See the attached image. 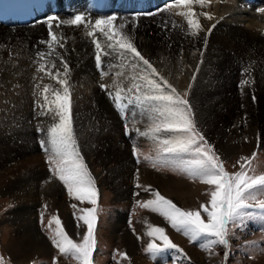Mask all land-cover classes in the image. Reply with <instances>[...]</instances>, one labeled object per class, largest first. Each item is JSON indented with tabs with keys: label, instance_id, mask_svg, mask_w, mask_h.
Instances as JSON below:
<instances>
[{
	"label": "bare ground",
	"instance_id": "bare-ground-1",
	"mask_svg": "<svg viewBox=\"0 0 264 264\" xmlns=\"http://www.w3.org/2000/svg\"><path fill=\"white\" fill-rule=\"evenodd\" d=\"M159 2L57 0L58 7L54 13L43 10L34 20H29L31 25L12 26L8 20L0 21V129L5 132L8 130L6 126L12 125L8 131L11 140L8 141L10 144L6 156H0V188L8 189L20 197L23 202L21 212L28 217L37 248L45 249L48 243L45 244L35 225H32L35 206H40V203L46 206L43 211L46 215L50 210L58 209L65 216L69 208L65 201L67 192L45 172L40 156L43 154L34 139L30 117L54 118V112L39 107L44 103V86L48 85L50 90L61 92L62 88L51 78L53 75L47 76L48 73L45 75L46 82L43 76L40 79L27 76V68H23L26 64L40 65L47 61L46 70L54 75L61 72L62 78H65L61 60L68 63L69 73L66 78L69 82L74 132L80 139V148L88 163L94 160L90 156L93 146L99 148L103 142L109 150L108 160L112 165L106 167L105 175L114 174L111 182L115 199L128 197L130 179L136 174L146 178L153 173L142 166L133 165L128 146L118 140L121 125L112 111L114 104L99 87L104 84L108 91L115 92V79L127 91L131 85L129 77L138 73L127 65L121 68L122 61L113 54L102 57V63L112 61L109 71H114L115 75L96 78L90 68L95 47L92 38L86 35L87 29L83 26H54L53 31L61 38L63 47L56 46L49 52L47 44L41 43L48 39L47 25L40 22L49 15L55 14L63 20L79 13L94 22L96 18L111 14L127 16L136 12H154L171 4L173 0H166L160 6ZM259 7H264V0H205L203 5H193V18L198 20L203 29L197 37L191 35L185 18L179 15L187 10L183 7H169L154 17L142 18L135 29L131 25L126 29L138 51L156 68L157 75L164 77L182 94H187L185 99L189 100L193 109L196 126L212 143L223 136L242 135L251 137V146L264 142V13L257 11ZM43 14L44 17L41 16ZM208 16L212 19H208ZM208 29H212L210 34ZM97 38L106 46L102 36ZM40 52L46 53L43 59L38 58ZM240 70L249 74L250 83L236 90L232 88V82H236ZM117 72L123 75L117 77ZM14 81L20 85L12 86ZM232 93H235L234 97ZM239 105L243 106L244 111L237 110ZM41 111L45 114L41 115ZM240 123L245 128H240ZM1 133V140L8 139L5 137L6 132ZM18 139L23 142L18 144ZM1 144L0 152L6 143ZM218 146L221 148L220 144ZM99 160L98 163L103 164ZM120 215L117 212L113 219V231L121 226Z\"/></svg>",
	"mask_w": 264,
	"mask_h": 264
},
{
	"label": "snow or ice",
	"instance_id": "snow-or-ice-1",
	"mask_svg": "<svg viewBox=\"0 0 264 264\" xmlns=\"http://www.w3.org/2000/svg\"><path fill=\"white\" fill-rule=\"evenodd\" d=\"M204 3L205 0H173L171 4L154 12H136L127 16L111 14L96 18L94 22L82 13L63 20L54 14L47 16L40 23L47 25L48 39L41 43L47 44L49 52L56 46L63 47L61 38L53 31L54 26L57 28L61 25L76 28L83 26L87 29L86 35L92 38L91 42L95 47V67L98 70L102 68V57L116 54L122 61L121 68L127 65L138 73L129 77L131 85L127 91L115 79L113 80L115 92L108 91L104 84H100L99 87L106 92L107 97L114 104V109L122 118L126 119L124 113L129 105H134L147 115L150 121L148 130L136 129V132L139 136L148 137L154 141L156 155L154 158L145 156L144 160L150 162L153 168L158 170L168 168L186 174L190 179L213 186L214 190L210 192L208 204H201L200 210H182L172 200L165 198L154 189H151L153 199L142 203L137 201V204L153 213H158L190 242L203 240L199 247L207 251L216 245L228 249L227 226L249 216L246 209L256 208L264 213V200L259 199L260 195H264V175H248L244 163L240 164L241 171L234 174L224 170L221 158L196 126L189 100L178 95L176 89L166 80L157 78L156 68L138 51L126 31L129 25L135 29L142 18L154 17L169 7H183L187 10L180 12L179 15L185 18L191 35L197 37L203 29L198 20L193 18L195 13L192 8L193 5ZM257 11L264 13V7H259ZM207 18L212 19L211 16ZM211 31L212 29H208L209 34ZM98 36L104 38L106 46L100 42ZM204 41L207 44V37ZM45 55L46 53L40 52L38 58L43 59ZM61 63L65 78H61L60 72H56L52 78L61 86L62 92L50 90L49 86L45 85L44 103L39 105L41 109L54 112L58 120L51 123L46 131L37 128L38 133H43L39 145L45 153L48 171L63 185L67 195L77 201H86L93 207L80 209L82 214L75 217L77 221H82L87 226L79 242L70 238L61 220L55 215L47 222L49 239L62 256L70 257L76 264H93L92 256L96 248L94 231L97 223L98 191L74 133L69 82L66 78L69 65L64 60H61ZM46 64L47 61L41 63L37 70L44 71ZM52 66L55 67L54 64ZM48 74L51 75V73ZM100 75L103 78L107 73L100 71ZM122 75V72L116 73L117 77ZM248 83L250 81L242 80L241 86ZM44 114L45 112L41 111V115ZM129 133L130 130L126 126L125 135ZM132 155L138 156V149L135 146L132 148ZM241 160L246 158L241 157ZM139 162L137 159V163ZM136 187L144 186L137 184ZM144 190L149 191L150 187H145ZM72 207L76 208V205L73 204ZM202 215H206L207 220H204ZM41 221L43 222V212H41ZM148 229L146 232L150 238L146 248L148 253L155 255L174 250V253L184 255L183 251L171 242L163 227L148 225ZM156 240L161 244L153 242ZM120 255L124 256L123 253ZM227 255L228 253L225 252V256ZM173 259L175 261V255ZM0 264H6L2 257H0Z\"/></svg>",
	"mask_w": 264,
	"mask_h": 264
},
{
	"label": "rangeland",
	"instance_id": "rangeland-1",
	"mask_svg": "<svg viewBox=\"0 0 264 264\" xmlns=\"http://www.w3.org/2000/svg\"><path fill=\"white\" fill-rule=\"evenodd\" d=\"M162 4L163 1H160L159 6ZM111 64L112 61L106 60L102 68L98 70L95 67V60H93L90 65L91 72L98 79H103L101 78L100 71L111 76L114 74V71H109L112 66ZM39 66V64H26V67L23 68H27V76H37L39 79L43 76L42 78L46 82L47 76H49L47 73L51 72L50 70H46V67L44 71H38ZM46 74L47 76L45 77ZM51 75L54 76V73ZM157 78L166 80L164 77H160V75H157ZM249 79V74L244 70L238 71L237 80L235 83H233L234 81L232 82V88L239 90L241 88V81H250ZM15 84H19V82L14 81L12 86H15ZM168 84L170 85V83ZM16 87L18 88V86ZM175 89L178 95L183 98L187 97V95L185 96L179 92L177 88ZM233 94L235 93H232V97H234ZM113 107L112 111L121 125V134L118 140L128 146L129 156L133 165L142 166L144 169L150 170L153 173L150 174L151 177H147V174L144 173L146 176V178L144 177L145 179L136 174L130 179L129 183L131 188L128 197L115 199L116 195L112 189L111 182L114 174L108 173V175H105L106 167L112 165V162L108 160L110 158V155H108L109 150L102 140L100 142L104 144L103 146L101 144L99 148H95L94 146L92 148V154L90 155L94 159L92 163H88L85 158L88 169L95 179L98 191V203L96 205L97 223L94 231L96 248L92 256L93 264H264V213L256 208L246 209L245 211L250 214L249 216L244 217L242 221L237 220L235 223H230L227 226L229 233L227 237L229 241L228 249H225L221 245H216L205 251L199 247L200 243L204 242L203 240L190 242L186 236L173 229L158 213H153L149 209L142 208L137 204V201L142 203L153 199L151 189H154L165 198L172 200L182 210H200L201 204H208L210 192L214 189L213 186L201 183L199 180L188 178L186 174L175 172L168 168H160L159 170L153 168L150 162L144 160V157H155V143L148 137L139 136L136 132V129L139 131L148 130L150 121L147 115L141 109L130 105L125 110L124 115L126 119H124ZM237 110L244 111V108L239 105L237 106ZM30 119H32L30 121H32L34 139L38 142V150L45 155L39 145V140L43 138V133H38L37 128L46 131L50 124L56 122L58 118H55V116L49 119L45 117L35 118V116L32 117L31 115ZM239 125L240 128H245L243 123ZM126 126L130 130L129 135H125ZM6 127L8 130H5V137H8V131L12 129V125ZM87 130L91 129L88 128ZM95 130L99 131L98 129ZM0 131L5 133L2 129ZM74 133L76 135V132ZM1 136L2 133L0 134V146L3 145L1 142H5L6 144L0 152V156L5 157L7 148L9 147L8 144H10L8 141L11 138L8 137V139L1 140ZM226 137H220L215 143H212L211 140L205 137L221 158L224 170L229 174H234L241 171L240 164L244 163L248 175H264V142L263 144L259 143V145L255 144L251 146L249 145L252 143L251 137L247 135ZM76 138L80 147V139L77 135ZM260 138L262 139L263 136ZM21 142L23 141L20 139L17 140L18 144ZM219 144L221 148L218 146ZM133 146L138 149V156L132 155ZM81 154L85 156L83 150H81ZM43 155L40 156L44 163L45 172L49 177H53L48 171L46 156ZM241 157L246 158V160H241ZM99 159H101L103 164L98 163L100 161ZM137 159H139V163H137ZM13 176L11 175L10 177ZM55 180L61 185V189L67 192L63 188V185L57 179ZM137 184L144 187L137 188ZM17 186L21 187L19 184ZM145 187H150V190L145 191ZM66 197V206L69 208V211H67L65 216L58 209H52L46 215L43 211L47 207L42 206L41 203L40 206H35V211L33 212L34 223L32 225H35L42 240L44 239L45 244L48 243L47 248L41 249L37 248L36 240L33 237V229L28 223V217L21 212L23 202H21L20 197H17L15 193H12L8 189L0 188V257L4 259L6 264H76L70 257L62 256L52 245L49 239L50 233L47 222L53 215L58 216L70 238L79 242L82 239L83 233L87 230V226L82 221H77L75 217L82 214L80 209L93 206L86 201L81 202L70 198L67 194ZM259 199L264 200V195H260ZM73 204L76 205V210L72 207ZM103 204H106V206ZM77 211L80 212L79 215H77ZM41 212H43V222L41 221ZM117 212L121 214V226L113 231L111 225L113 219L116 218ZM202 218L207 220L206 215H202ZM148 225L163 227L165 234L172 243L176 244L183 251L184 255L181 256L179 253H174V250L156 253L155 255L148 253L146 251L147 244L150 242V238L146 235V232L149 230ZM52 227L54 228L55 226L53 225ZM153 242L161 244L158 240ZM225 252L228 253L227 256H225ZM121 253L124 256H121ZM174 255L176 257L175 261L173 259ZM125 256L126 258H124Z\"/></svg>",
	"mask_w": 264,
	"mask_h": 264
}]
</instances>
